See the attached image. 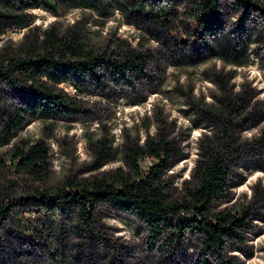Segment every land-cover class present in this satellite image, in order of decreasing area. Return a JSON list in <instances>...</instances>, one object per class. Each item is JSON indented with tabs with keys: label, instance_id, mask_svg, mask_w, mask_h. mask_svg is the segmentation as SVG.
<instances>
[{
	"label": "rangeland",
	"instance_id": "rangeland-1",
	"mask_svg": "<svg viewBox=\"0 0 264 264\" xmlns=\"http://www.w3.org/2000/svg\"><path fill=\"white\" fill-rule=\"evenodd\" d=\"M48 1L34 5L24 0L26 7L16 11L31 22L5 21L0 49L17 48L29 28L39 32L54 24L65 31L77 22L91 45L109 50L129 45L147 51L145 74L127 82L110 80L97 92H77L73 85L61 83L67 91L84 95L94 112L55 120L35 118L9 142L0 141V264H220L215 255L201 251L198 230H186L171 247L161 239L150 245L147 227L135 213L102 205L98 231L92 235L78 227L75 218L43 207L32 196L40 188L50 190L66 175L85 176L125 165L124 141L136 137L142 142L158 129L178 147L167 171L173 194H182L202 142L214 131L210 108L223 106L225 94L247 91L248 107H255L244 118L245 127L237 130L239 139L249 140L264 130V14L239 0H221L219 30L203 32L188 14L194 0H99L94 6L85 0ZM255 1L264 5V0ZM6 10L0 4V13ZM223 36L242 49V60L212 49ZM16 95L13 89H4L0 107ZM103 133L111 138L114 154L97 166L91 143ZM37 140H44L50 150L45 179L12 163L16 145ZM153 160L146 157L143 164ZM231 170V195L217 198L214 207L237 211L249 206L250 226L241 228L242 239L226 238L228 264H264V146L239 152Z\"/></svg>",
	"mask_w": 264,
	"mask_h": 264
},
{
	"label": "trees",
	"instance_id": "trees-1",
	"mask_svg": "<svg viewBox=\"0 0 264 264\" xmlns=\"http://www.w3.org/2000/svg\"><path fill=\"white\" fill-rule=\"evenodd\" d=\"M43 1L44 5L50 4L48 0H32L34 5ZM239 1L264 14V5L257 1ZM4 2L0 4L8 10L0 13V29H4L3 23L9 20L18 25L31 22L26 14L16 11L26 7L24 0ZM84 2L94 6L99 0ZM221 5V0H194L188 14L203 32L217 31L221 26ZM164 41L169 44L167 38ZM212 49L233 56L234 60L243 58L242 49L232 45L228 36H223ZM146 54L147 51L136 46L123 45L119 50H109L91 45L84 39L77 22L65 31L54 24L39 32L29 28L17 48L0 49V95L4 89L17 92L0 107V141L9 142L20 127L35 118L89 116L94 111L85 96L67 91L61 83L73 85L77 92L104 90L110 80L127 82L145 74ZM249 100L247 91L242 90L233 95L225 94L223 106L210 108L214 131L202 142L192 178L180 195L173 194L167 171L172 158L179 153L178 147L163 129H158L142 142L136 137L124 141L125 165L85 176L66 175L50 190L40 188L32 197L39 198L43 207L75 218L76 225L92 235L98 231L102 205L135 213L147 227L150 245L161 239L162 244L171 247L183 239L186 230H198L201 251L215 255L220 264H228L225 240L229 236L244 237L241 228L250 226L247 219L250 207L233 211L226 207L215 208L214 202L231 195L228 185L236 155L249 146H264V130L249 140L237 137V130L245 127L244 118L255 111V107H248ZM91 149L97 166L114 154L107 133L92 141ZM12 156L15 166L41 179L48 177L50 150L44 140L18 144ZM146 157L154 158L153 162L144 165Z\"/></svg>",
	"mask_w": 264,
	"mask_h": 264
}]
</instances>
